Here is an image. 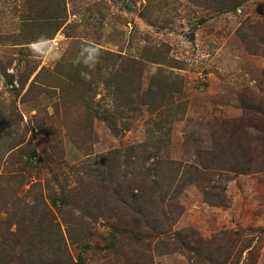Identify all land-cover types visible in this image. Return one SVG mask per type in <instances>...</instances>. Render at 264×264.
Segmentation results:
<instances>
[{"label":"rangeland","instance_id":"obj_1","mask_svg":"<svg viewBox=\"0 0 264 264\" xmlns=\"http://www.w3.org/2000/svg\"><path fill=\"white\" fill-rule=\"evenodd\" d=\"M205 1L64 0L43 40L53 0H0V264H264V0ZM116 80L157 105L113 133L95 109ZM143 144L179 165L164 206L186 248L105 191L103 158Z\"/></svg>","mask_w":264,"mask_h":264},{"label":"trees","instance_id":"obj_2","mask_svg":"<svg viewBox=\"0 0 264 264\" xmlns=\"http://www.w3.org/2000/svg\"><path fill=\"white\" fill-rule=\"evenodd\" d=\"M190 1L197 4V0ZM245 1L246 0H206L205 2L209 8L224 12L239 7V5ZM51 6L52 10L50 11L49 17L43 24H40L43 28L40 33L44 38L43 40L52 39L64 24V19H62L65 13L64 0H53ZM96 68L100 70L98 65ZM34 86L35 84H31V87ZM114 88V94L118 93V96L112 99L110 103L112 106L111 110V106L105 109L99 103H97V108L95 109V111L97 109L100 110L96 112V114H98L96 118L106 123L113 133L118 132L117 123L122 118L124 112L135 110L142 105L152 107L157 105L155 99H151L150 102L146 100L148 92L145 90L140 91V84L138 83L128 84L125 82L123 83L122 80H116ZM160 142H163V140L157 138L156 143ZM137 148L140 150V156L139 153L135 152ZM158 152V145L149 146L148 144H143L136 148L126 149L122 154V161H120V151L111 152L108 154L107 158H103L104 164H106L107 167L106 170L101 167L100 174L101 177L107 179L108 182L114 183V186H104L106 192L109 190L111 195L113 193L116 198L128 207L133 208L136 206L137 208H135L133 213L136 217L141 218L139 220L140 222L143 220L147 226L151 223H155V228L158 230L159 236L170 238L171 235L170 237L168 235L170 232L172 233L173 229L170 227L169 217L166 213L164 202L169 195L168 193L172 190V186L179 171V165L159 156ZM135 158H137L136 161L134 160ZM111 160L122 162L123 171L119 170L120 166H113L110 162ZM90 190L89 187L83 188L82 197H91ZM46 215L48 216V214ZM118 221L120 222L119 217ZM126 223L127 222H125V224ZM118 232L121 233V230L113 229L111 231L112 239L115 238ZM172 234H175V236L171 237L169 243L175 244L173 238H176L181 246L184 248L187 247V243L181 233L173 231ZM112 243L113 241H111V244ZM87 246L88 245H86V247ZM176 247L178 246L176 245L173 250H175ZM47 249L45 253H48L49 258L39 255L32 264H64L61 263V259L57 257L58 250H54L53 248ZM213 257L214 256H211V254L207 255V259H205L206 264L207 262L208 264H215ZM188 260L192 262L190 258H188ZM5 262L7 263V260ZM26 263V260L21 261V264ZM78 264H82V258L80 256H78Z\"/></svg>","mask_w":264,"mask_h":264},{"label":"clouds","instance_id":"obj_3","mask_svg":"<svg viewBox=\"0 0 264 264\" xmlns=\"http://www.w3.org/2000/svg\"><path fill=\"white\" fill-rule=\"evenodd\" d=\"M32 49H33V51H35V44H33ZM98 56H99V54L97 52V55H96V57L94 59L90 57V60H92V63L90 65V67H94L95 66V63L98 61ZM82 75H86V73H82Z\"/></svg>","mask_w":264,"mask_h":264}]
</instances>
